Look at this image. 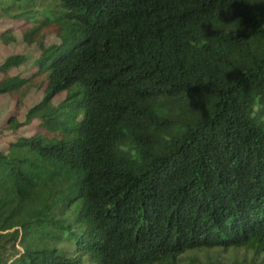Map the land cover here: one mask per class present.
<instances>
[{
    "label": "trees",
    "instance_id": "obj_1",
    "mask_svg": "<svg viewBox=\"0 0 264 264\" xmlns=\"http://www.w3.org/2000/svg\"><path fill=\"white\" fill-rule=\"evenodd\" d=\"M1 21L39 55L0 64V95L43 97L0 135V264H264V0H0Z\"/></svg>",
    "mask_w": 264,
    "mask_h": 264
},
{
    "label": "rangeland",
    "instance_id": "obj_2",
    "mask_svg": "<svg viewBox=\"0 0 264 264\" xmlns=\"http://www.w3.org/2000/svg\"><path fill=\"white\" fill-rule=\"evenodd\" d=\"M7 27H15L13 32L15 35V41L13 43L6 44L0 39V64L10 55L23 54L26 58V62L18 69H11L9 74L27 76L34 71L33 63L39 55V49L34 44L28 45L22 41L15 24H4L1 21L0 31ZM44 40L46 45H50L56 42L57 39L54 35L46 34ZM1 78L2 75L0 74V79ZM42 97L43 91L36 87H31V89L25 94H17L15 96L7 94L0 95V135L8 132L6 121L9 116L16 115L18 121H23L27 110L38 103ZM59 99H61L59 96L55 98V102ZM29 128L30 127L20 128V131H25ZM0 146H2L1 139Z\"/></svg>",
    "mask_w": 264,
    "mask_h": 264
}]
</instances>
